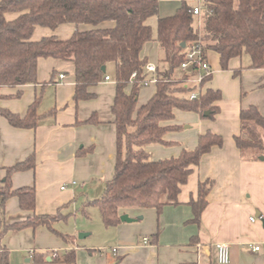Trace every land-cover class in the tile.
I'll return each instance as SVG.
<instances>
[{"label": "crops", "instance_id": "crops-1", "mask_svg": "<svg viewBox=\"0 0 264 264\" xmlns=\"http://www.w3.org/2000/svg\"><path fill=\"white\" fill-rule=\"evenodd\" d=\"M158 1L157 16L148 20L154 37L159 18L172 16L182 2L193 7L201 4V0ZM195 18L199 26L201 15ZM112 25L104 22L99 27ZM86 29L88 26L73 24H62L54 30L36 27L31 40L50 36L66 40L75 31ZM161 56L155 40L146 43L141 52V57L156 67L161 66ZM206 57L213 73L202 91L220 92L218 113L212 119H199L190 112L175 111L173 124L182 127L189 122L190 127L167 133L164 139L168 146L149 145L146 150L154 161L176 157L182 149H193L198 136L207 131L220 135L222 146L213 147L193 167L180 187L177 205L164 206L158 215L154 209H131L125 215L136 219L134 222L106 228L109 253L100 250L97 256L89 250L86 253L77 244V234L88 229L79 222L76 212L81 209L82 216L88 218L86 204L101 197L106 182L114 174L113 68L105 69L109 81L89 89L94 97L78 103L73 100L74 64L70 61L41 58L37 62L36 83L0 88L1 109L23 116L40 95L36 112L46 115L33 129L12 127L0 116V186L8 168L31 155L35 163L34 169L11 176L12 189L34 188V210H21L17 197H12L5 204L3 221L10 224L33 215L60 214L63 219L54 222L52 228L71 238L66 243L44 226L9 232L2 241L9 253V264H57L52 254L70 249L75 250V264H115L117 258H120L117 264H217L216 243L228 245L227 264H264V160H243L234 144V136L239 133L240 110L255 106L264 113V72L249 68L250 63L242 67L240 58L231 60L229 69L223 71L214 51L207 48ZM179 72L175 73L176 78L184 74ZM154 93V85L143 87L137 106L145 104ZM50 111L54 113L47 115ZM93 115L96 124L84 123ZM207 179L214 185L196 223L192 221L189 201L196 200L199 182ZM90 235L88 231L79 239ZM144 238L147 243L143 242ZM253 243L260 244V252L251 251L249 246ZM38 254L43 256L44 263L36 262Z\"/></svg>", "mask_w": 264, "mask_h": 264}, {"label": "trees", "instance_id": "trees-1", "mask_svg": "<svg viewBox=\"0 0 264 264\" xmlns=\"http://www.w3.org/2000/svg\"><path fill=\"white\" fill-rule=\"evenodd\" d=\"M201 6L199 26L194 24L193 6L182 2L172 16L157 20L154 37L148 20L157 16L158 0H0V88L36 83L37 62L41 58L70 61L74 64L73 100L78 103L94 97L89 89L107 76V71L101 68H113L114 174L106 182L101 197L86 204L98 209L105 228L120 224V217L131 209H154L158 215L164 206L177 205L180 187L193 167L213 147L223 144L220 135L207 131L198 136L193 149H182L176 157L154 161L146 150L149 145L168 146L165 135L182 128L173 124L175 111L193 112L207 119L218 113L219 91L206 89L190 100L188 95L196 88L187 79L193 70L184 72L181 78L175 77L185 60V52L193 44L201 42L214 51L223 71L229 69L231 60L247 54L248 67L264 72V0H202ZM11 14L15 16L9 19ZM104 22L113 25L99 27ZM62 24L85 25L88 29L77 30L66 40L54 36L31 40L36 27L54 30ZM153 40L162 53L161 66L156 70L155 93L145 104L137 106L143 81L148 78L144 73L147 60L141 57V52ZM133 72L136 77L130 81ZM210 80L211 76L203 84ZM40 99L37 96L23 116L1 108L0 116L12 127L33 129L46 117L36 112ZM84 123L96 124V116ZM234 144L243 160L258 161L264 157V113L255 106L240 110L239 133L234 136ZM34 166L31 155L8 168L0 186V264H9V253L2 244L9 232L44 226L64 242H71L69 236L52 228L54 222L63 219L60 214L33 215L10 224L3 221L5 204L12 197H17L21 210H34V188L11 186L15 172L32 170ZM213 185L210 179L199 182L196 200L189 201L193 222L199 221ZM35 260L42 262L43 256L38 254ZM119 261L117 258L115 264ZM53 262L75 264V250L57 254Z\"/></svg>", "mask_w": 264, "mask_h": 264}, {"label": "built area", "instance_id": "built-area-1", "mask_svg": "<svg viewBox=\"0 0 264 264\" xmlns=\"http://www.w3.org/2000/svg\"><path fill=\"white\" fill-rule=\"evenodd\" d=\"M202 1V0H201ZM193 15L200 16L202 14V6L201 4L193 7L192 10ZM200 24V23H199ZM193 70L192 75L187 79V83L196 89L192 91L188 98L190 100H194L203 94L202 87L204 81L212 76V70L208 59L206 57V48L203 43L198 42L193 44L186 52H185V60L180 65V70L184 72H190ZM157 67L154 64L146 63L144 67V73L147 74L148 78L143 81V87H147L149 85H154L157 82L156 77ZM136 77V73L133 72L130 75V81H132ZM60 78H63V75H60ZM110 78L108 76L104 77V81H109ZM64 188V187H63ZM62 188V189H63ZM254 221V219H252ZM144 243H147V238L143 239ZM252 252H260L261 246L258 243H253L250 246ZM216 252V263L217 264H227L229 262V247L226 244L216 243L214 245ZM112 253H116V249H112ZM34 252H31V256H33ZM56 254H52V258H55Z\"/></svg>", "mask_w": 264, "mask_h": 264}, {"label": "rangeland", "instance_id": "rangeland-1", "mask_svg": "<svg viewBox=\"0 0 264 264\" xmlns=\"http://www.w3.org/2000/svg\"><path fill=\"white\" fill-rule=\"evenodd\" d=\"M15 14H11L8 16L9 19L14 18ZM194 24H197V19H194ZM248 63H250V59L249 56L247 54H243L240 58V64L242 67H245V65H247ZM212 70V69H211ZM181 70H178L176 73L180 74ZM213 72V70H212ZM191 114H194L196 116V118L199 119H204L202 117H200L197 113H193L190 112ZM191 124H189V122H187L185 125L182 126V130L185 126H189ZM190 127V126H189ZM93 201V200H91ZM81 209H79L76 212V217L79 219V222L82 223L84 225V227H87L88 230H86L87 232L84 233H79V234H86L91 233V235L87 238L84 239H79L77 234V244L80 245V247H82V249H84V251L86 253H88L90 251V253L93 256H97V254L99 253L98 251H104L109 253V251H107L106 249H110L107 248L109 246V237L106 234L107 232H109L101 223V219H100V214L98 212V210L96 208L92 209L89 207L85 208V212L88 213V218H86L84 215L82 216V212H80ZM87 210V211H86ZM84 247V248H83ZM89 250V251H88ZM44 259L41 263H44ZM36 263V262H35ZM24 264V262L22 263ZM44 264H49L48 262L44 263Z\"/></svg>", "mask_w": 264, "mask_h": 264}, {"label": "water", "instance_id": "water-1", "mask_svg": "<svg viewBox=\"0 0 264 264\" xmlns=\"http://www.w3.org/2000/svg\"><path fill=\"white\" fill-rule=\"evenodd\" d=\"M181 47L184 48V44H181ZM101 69H102V71H105V67H102ZM190 70H191V68H189V71H190ZM207 115H208V112H205V113H204V116H207ZM259 160L263 161V160H264V157H260ZM138 219H141V217H139ZM120 220H121V222L131 223V222H134L136 219L129 218L127 215H122V216L120 217ZM262 223H263V225H264V219L262 220ZM85 235H86V234H79V235H78V238H82V237H84ZM48 261H49V259H48Z\"/></svg>", "mask_w": 264, "mask_h": 264}]
</instances>
